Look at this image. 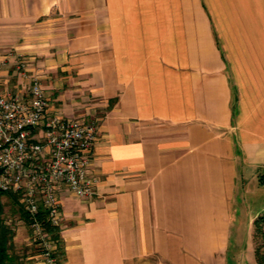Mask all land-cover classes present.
Wrapping results in <instances>:
<instances>
[{"label": "crops", "instance_id": "obj_1", "mask_svg": "<svg viewBox=\"0 0 264 264\" xmlns=\"http://www.w3.org/2000/svg\"><path fill=\"white\" fill-rule=\"evenodd\" d=\"M0 66V92L37 78L53 114L98 124L96 197L61 192L62 264H234L251 244L264 0H0Z\"/></svg>", "mask_w": 264, "mask_h": 264}, {"label": "built area", "instance_id": "obj_2", "mask_svg": "<svg viewBox=\"0 0 264 264\" xmlns=\"http://www.w3.org/2000/svg\"><path fill=\"white\" fill-rule=\"evenodd\" d=\"M17 71L26 77L24 64ZM50 103L37 78L25 92H0V192L19 196L32 218V240L47 264H57V243L39 216L44 212L52 227L61 228L63 190L80 199L96 197L100 180L92 162L98 124L53 114Z\"/></svg>", "mask_w": 264, "mask_h": 264}, {"label": "trees", "instance_id": "obj_3", "mask_svg": "<svg viewBox=\"0 0 264 264\" xmlns=\"http://www.w3.org/2000/svg\"><path fill=\"white\" fill-rule=\"evenodd\" d=\"M4 196H9L12 198L18 204L21 218L24 220V222L29 225V227H31L32 224V218L27 212L23 210V207L20 204L19 196L13 193L0 192V264H25L22 263V256H19L18 252H16L14 248V231H12V229L3 221ZM39 218L44 223L49 237L57 243V249L55 250L53 256L56 259L57 264H62L64 261V248L61 239V230L60 228L52 227L47 222L46 214L44 212L40 214ZM254 225L257 235L261 236L263 241L256 249V254L258 257L257 261L258 264H264V252H262V249H264V214L255 221ZM10 252H12V254ZM27 255H24L23 258Z\"/></svg>", "mask_w": 264, "mask_h": 264}, {"label": "rangeland", "instance_id": "obj_4", "mask_svg": "<svg viewBox=\"0 0 264 264\" xmlns=\"http://www.w3.org/2000/svg\"><path fill=\"white\" fill-rule=\"evenodd\" d=\"M3 203V221L12 229V231H14V248L19 256H22L21 260L23 262H21L27 264L26 256L24 258L23 256L31 254L32 252L40 253L42 255L41 248L32 240V229L21 218L18 204L9 196L3 197ZM262 242V238L257 235L254 225L251 244L238 245L237 247L232 248L230 256L233 259V263L258 264L256 249ZM262 252H264V249H262ZM10 253L12 254V252Z\"/></svg>", "mask_w": 264, "mask_h": 264}]
</instances>
